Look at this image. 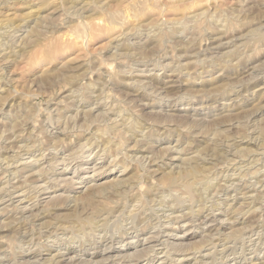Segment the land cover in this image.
I'll list each match as a JSON object with an SVG mask.
<instances>
[{
  "label": "rangeland",
  "instance_id": "1",
  "mask_svg": "<svg viewBox=\"0 0 264 264\" xmlns=\"http://www.w3.org/2000/svg\"><path fill=\"white\" fill-rule=\"evenodd\" d=\"M33 1L0 0V264H206L215 252L211 264H261L264 36L260 42L250 30L264 35V0H88L90 6L72 8L69 0ZM153 38L157 44L147 45ZM140 42L146 50L130 56L120 50ZM188 46L195 50L186 52ZM233 49L238 55L228 61L224 54ZM124 119L133 128L144 124L133 138L149 153L134 149L133 138L114 137L111 127ZM107 139L112 150L105 149ZM234 142L241 146L231 148ZM219 146L226 152L216 161ZM185 158L215 164L206 172L214 179L208 189L145 197L155 183L147 170L157 168L158 179ZM123 179L131 184L126 208L134 196L142 198L136 215H114L94 231L53 227L81 208L80 200Z\"/></svg>",
  "mask_w": 264,
  "mask_h": 264
},
{
  "label": "bare ground",
  "instance_id": "2",
  "mask_svg": "<svg viewBox=\"0 0 264 264\" xmlns=\"http://www.w3.org/2000/svg\"><path fill=\"white\" fill-rule=\"evenodd\" d=\"M24 1V0H23ZM30 1V0H29ZM32 1V0H31ZM35 1V0H34ZM33 1V2H34ZM41 1V0H40ZM89 1H95V0H89ZM26 2V1H25ZM96 2V1H95ZM27 3V2H26ZM39 3V2H38ZM37 3V4H38ZM69 3L71 4V8L72 7H78L79 5H81L82 3V5H84V6H87L88 4H90L89 2H88V0L86 1V0H69ZM92 3V2H91ZM98 4V3H97ZM95 5V4H94ZM88 6H90V5H88ZM99 6V5H98ZM86 8V7H85ZM89 9V8H88ZM82 10H84V9H82ZM87 10V9H86ZM91 10V9H90ZM79 11V10H78ZM78 13V12H77ZM80 13V12H79ZM82 14V13H81ZM80 14V15H81ZM78 15V14H77ZM81 18V17H80ZM84 18V17H83ZM78 20V19H77ZM22 26V25H21ZM256 27V26H255ZM263 28H264V26H263ZM262 28V29H263ZM220 31V30H219ZM222 31H224V30H222ZM263 31V30H262ZM250 32L251 33H256V34H254L256 37H257V40L258 41H260L261 42V40L263 39V34H261V33H259V31H256V29L254 30H250ZM259 34H258V33ZM249 33V32H248ZM217 34V33H216ZM225 34V33H224ZM219 36L221 35L222 36V34H218ZM226 35V34H225ZM227 35H229L228 33H227ZM250 35V34H249ZM141 36V35H140ZM143 36V35H142ZM149 36V35H148ZM154 36V35H153ZM157 36V35H156ZM225 37V36H224ZM226 38V37H225ZM233 38V37H232ZM240 38V37H239ZM222 38H219L218 37V39H217V41H219V40H221ZM224 39V38H223ZM244 39V38H243ZM256 39V38H255ZM140 40V39H139ZM157 38H153V39H148L147 40V45H151L152 43H156L157 44ZM215 40V39H214ZM225 40V39H224ZM253 40H254V38H253ZM256 40V41H257ZM127 41V40H126ZM216 41V40H215ZM248 41V40H247ZM247 41H246V44H247ZM250 41H251V39H250ZM249 41V42H250ZM220 42H222V41H220ZM136 43H138V42H136ZM224 43V42H223ZM223 43H221L220 44V46L219 45H217V48L218 47H221V46H223L224 44ZM230 43V42H229ZM124 44H125V42H124ZM212 44H214V41H213V43ZM234 44H235V42H234ZM195 45V44H194ZM228 45V44H227ZM242 45V44H241ZM122 46V45H121ZM133 46V45H132ZM145 45L144 44H142L141 42H140V44H138V45H136V47H134V48H132V47H121V49L120 50H122V53L125 55V56H128L130 53H132V51L133 50H146V48L147 47H144ZM216 46V45H215ZM225 46V45H224ZM223 46V47H224ZM189 47V46H188ZM145 48V49H144ZM150 48V47H149ZM153 48V47H152ZM239 48V47H238ZM241 48V47H240ZM177 49V48H176ZM182 49V48H181ZM190 51H186V52H192V51H194L195 49H194V47H189L188 48ZM187 49V50H188ZM211 49H212V47H211ZM219 49V48H218ZM221 49V48H220ZM244 49V48H243ZM151 50V49H150ZM178 50V49H177ZM213 50V49H212ZM216 50V49H215ZM242 50V49H241ZM182 51V50H181ZM233 52L232 53H230V51L229 52H227V53H225L224 54V56L226 57V59L229 61L230 59H232V58H234V57H236L238 54V52H236V50L234 51V49L232 50ZM183 52H184V50H183ZM185 52V53H186ZM211 52V51H210ZM116 53V52H115ZM114 53V54H115ZM218 53V52H217ZM121 54V53H120ZM133 54V53H132ZM132 54H130V55H132ZM187 54V53H186ZM206 54V53H205ZM208 54V53H207ZM241 54V53H240ZM239 54V55H240ZM124 55H121V56H124ZM129 55V56H130ZM178 55V54H177ZM216 55V54H215ZM120 56V57H121ZM194 56V55H193ZM131 57H133V56H131ZM130 57V58H131ZM162 57V56H161ZM165 57V56H164ZM171 57V56H170ZM179 57V56H178ZM184 57H185V55H184ZM188 57V56H187ZM197 57V56H196ZM217 57V56H216ZM220 57V56H219ZM116 58H119V57H116ZM124 58V57H123ZM242 58H243V56H242ZM5 59V58H4ZM127 59V58H126ZM162 59V58H161ZM206 59V58H205ZM221 59V58H220ZM225 59V60H226ZM226 60V61H227ZM247 60V59H246ZM250 60V59H249ZM193 61V60H192ZM206 61V60H205ZM214 61V60H213ZM217 61V60H216ZM238 61H239V59H238ZM222 62H224V61H222ZM221 62V63H222ZM231 62V61H230ZM172 63V62H171ZM188 63V62H187ZM238 63V62H237ZM170 64V63H169ZM205 64V63H204ZM244 64V63H243ZM145 65V64H144ZM162 65V64H161ZM168 65V64H167ZM172 65V64H171ZM185 65H187L186 63H185ZM190 65V64H189ZM194 65V64H193ZM200 65V64H199ZM217 65V64H216ZM239 65V64H238ZM141 66H142V64H141ZM160 66V65H159ZM188 66V65H187ZM191 66V65H190ZM224 67H225V65H224ZM166 68V67H165ZM227 68V67H226ZM162 69V68H161ZM160 69V70H161ZM177 69V68H176ZM188 69V68H187ZM146 70V69H145ZM175 70V69H174ZM208 70V69H207ZM230 70V69H229ZM144 71V70H143ZM209 71V70H208ZM224 71V70H223ZM249 71V70H248ZM254 71V70H253ZM188 72H189V70H188ZM202 72V71H201ZM210 72V71H209ZM179 73V72H178ZM177 73V74H178ZM187 73V72H186ZM224 73V72H223ZM253 73V72H252ZM144 75V74H143ZM151 75V74H150ZM158 75V74H157ZM174 75V74H173ZM189 75V74H188ZM141 76V75H140ZM175 76V75H174ZM181 76V75H180ZM223 76V75H222ZM141 78V77H140ZM189 79V78H188ZM131 81V80H130ZM253 81V80H252ZM142 83V82H141ZM140 83V84H141ZM146 83V82H145ZM133 84V83H132ZM253 84V83H252ZM142 85H143V83H142ZM244 85V84H243ZM91 86V85H90ZM250 86V85H249ZM138 88V87H137ZM167 88V87H166ZM65 89V88H64ZM153 89V88H152ZM244 89V88H243ZM263 89V88H262ZM8 91V90H7ZM146 91V90H145ZM157 92V91H156ZM60 93V92H59ZM155 93V92H154ZM61 94V93H60ZM73 94V93H72ZM100 94V93H99ZM98 94V95H99ZM140 94V93H139ZM226 95H228V94H226ZM59 96V95H58ZM90 96V95H89ZM97 96V95H96ZM179 97V96H178ZM61 98V97H60ZM68 98V97H67ZM1 99V98H0ZM57 99H58V97H57ZM51 100V99H50ZM49 100V101H50ZM55 100V99H54ZM51 101H53V100H51ZM73 101V100H72ZM87 101V100H86ZM89 101V100H88ZM138 101V100H137ZM48 102V101H47ZM49 103V102H48ZM103 103V102H102ZM60 104V103H59ZM150 105V104H149ZM151 105H152V103H151ZM14 106V105H13ZM147 106V105H146ZM73 107V106H72ZM103 107V106H102ZM115 108V107H114ZM113 109V108H112ZM111 110V109H110ZM91 111V110H90ZM114 111V110H113ZM77 112V111H76ZM102 112V111H101ZM120 112V111H119ZM118 112V113H119ZM78 113V112H77ZM98 113H100V112H98ZM113 113V112H112ZM123 113V112H122ZM76 114V113H75ZM83 114V113H82ZM104 114H105V112H104ZM93 115V114H92ZM110 115V114H109ZM77 116V115H76ZM75 116V117H76ZM123 116V115H122ZM175 116V115H174ZM74 117V118H75ZM81 117V116H80ZM94 117V116H93ZM97 117V116H96ZM78 118V117H77ZM130 118V117H129ZM102 119V118H101ZM111 119H113V118H111ZM120 119V118H119ZM127 119V118H126ZM126 119H124L123 121H122V124H120V125H118V126H113V127H111L112 129H110V130H112V134L114 135V137H117V139L119 138V140L120 139H128V138H133L135 135V133L137 134V132L139 131V129L138 128H142L143 127V125L144 124H142V123H140V122H138V127H136L138 130H136V128H133V126L131 127V126H129V125H127V121H126ZM128 120V119H127ZM133 120V119H132ZM141 120V119H140ZM130 121V120H129ZM80 122V121H79ZM89 122V121H88ZM91 122V121H90ZM111 122V121H110ZM132 122V121H131ZM137 123V122H136ZM77 124V123H76ZM132 124V123H131ZM108 125V124H107ZM117 125V124H116ZM109 126V125H108ZM121 126V127H120ZM171 126V125H170ZM174 126V125H173ZM194 126V125H193ZM74 127V126H73ZM78 127V126H77ZM81 127V126H80ZM117 127V128H116ZM119 127V128H118ZM79 128V127H78ZM82 128V127H81ZM144 128V127H143ZM153 128V127H152ZM165 129V128H164ZM30 130V129H29ZM72 130V129H71ZM84 130H85V128H84ZM180 130V129H179ZM87 131V130H86ZM151 131H153V130H151ZM156 131V130H155ZM171 131V130H170ZM81 132V131H80ZM89 132V131H88ZM149 132V131H148ZM5 133V132H4ZM87 133V132H86ZM106 133H107V131H106ZM164 133V132H163ZM182 133V132H181ZM9 134V133H8ZM12 134V133H11ZM14 134V133H13ZM105 134V133H104ZM110 134V133H109ZM178 134H179V132H178ZM187 134V133H186ZM185 134V135H186ZM155 135V134H154ZM158 135V134H157ZM2 136V135H1ZM13 136V135H12ZM103 136V135H102ZM106 136V135H105ZM128 136H130V137H128ZM140 136V135H139ZM141 136H143V135H141ZM259 136V135H258ZM17 137V136H16ZM181 137V136H180ZM186 137V136H185ZM234 137V136H233ZM260 137V136H259ZM184 138V137H183ZM111 139V138H110ZM135 141H136V144H135V146H134V149H144V148H139V146H140V143L138 142L139 140H141V139H139V140H136V138H133ZM164 139V138H163ZM193 139H195V138H193ZM219 139V138H218ZM90 140V139H89ZM88 140V141H89ZM93 140V139H92ZM104 140V139H103ZM131 140V139H130ZM220 140V139H219ZM240 140V139H239ZM242 140V139H241ZM240 140V141H241ZM246 140V139H245ZM7 141V140H6ZM16 141H18V140H16ZM88 141L86 142L87 144H89L88 143ZM91 141V140H90ZM101 141V140H100ZM99 141V142H100ZM122 141V140H121ZM128 141H129V139H128ZM186 141V140H185ZM231 141V140H230ZM92 142V141H91ZM95 142V141H94ZM104 142V141H103ZM102 142V143H103ZM112 142H113V139L112 140H109V139H107V141H105L103 144H104V146H105V149H111L112 147ZM123 142V141H122ZM189 142V141H188ZM253 142V141H252ZM7 143H8V141H7ZM85 143V144H86ZM125 143V142H124ZM215 143V142H214ZM244 143V142H243ZM1 144V143H0ZM4 144V143H3ZM110 144H112V145H110ZM115 144V143H114ZM119 144V143H118ZM190 144H192V142L190 143ZM233 144L235 145V148H239L240 146H237L236 144L237 143H232L231 144V148H233L234 146H233ZM19 145V144H18ZM55 145H56V143H55ZM82 145L83 144H81V147H82ZM134 145V144H133ZM213 145V144H212ZM211 145V146H212ZM230 145V144H229ZM260 145V144H259ZM263 145V144H262ZM13 146V145H12ZM11 146V147H12ZM21 146V145H20ZM194 146V145H193ZM233 146V147H232ZM257 146V145H256ZM3 147V146H2ZM22 147V146H21ZM20 147V148H21ZM53 147V146H52ZM55 147V146H54ZM88 147V146H87ZM117 147V146H116ZM119 147H120V145H119ZM133 147V146H132ZM8 148V147H7ZM49 148V147H48ZM82 148H84V147H82ZM81 148V149H82ZM98 148V147H97ZM100 148V147H99ZM183 148V147H182ZM214 148V147H213ZM225 148V147H224ZM260 148V147H259ZM1 149V148H0ZM22 149V148H21ZM78 149V148H77ZM86 149V148H85ZM120 149V148H119ZM131 149V148H130ZM149 149H150V147H149ZM184 149H185V147H184ZM3 150V149H2ZM56 150H57V148H56ZM89 150V149H88ZM100 150V149H99ZM112 150V149H111ZM111 150H109V151H111ZM178 150V149H177ZM188 150V149H187ZM203 150V149H202ZM228 150V149H227ZM6 151V150H5ZM102 151H103V149H102ZM120 151H122V150H120ZM137 151V150H136ZM173 151V150H172ZM175 151V150H174ZM179 151H181V150H179ZM199 151V150H198ZM206 151V150H205ZM18 152V151H17ZM22 152V151H21ZM41 152V151H40ZM45 152V151H44ZM143 152H148V150L147 149H144L143 151H142V153ZM185 152V151H184ZM225 152H226V150L225 149H221L220 148V146H219V148H217L216 147V153H215V156H216V161H219V160H222L225 156ZM240 154H250V151H248L247 149H239V151H238ZM20 153V152H19ZM134 153V152H133ZM149 153V152H148ZM175 153V152H174ZM182 153V152H181ZM204 153V152H203ZM234 153V152H233ZM16 154V153H15ZM30 154V153H29ZM99 154V153H98ZM105 154H107V153H105ZM111 154V153H110ZM117 154V153H116ZM119 154H121V153H119ZM170 154V153H169ZM17 155V154H16ZM21 155V154H20ZM74 155H75V153H74ZM124 155V154H123ZM156 155V154H155ZM187 155V154H186ZM10 156V155H9ZM75 156H78V155H75ZM116 156V155H115ZM126 156V155H125ZM129 156V155H128ZM132 156V155H131ZM136 156V155H135ZM154 156V155H153ZM195 156V155H194ZM202 156H204V155H201L200 157H202ZM235 156V155H234ZM253 156V155H252ZM102 157V156H101ZM140 157H141V155H140ZM145 158H147L146 157V155L144 156ZM192 157V156H191ZM238 157V156H237ZM14 158V157H13ZM74 158V157H73ZM137 158V157H136ZM145 158H140V159H145ZM157 158V157H156ZM179 157H177L176 159H178ZM247 158V157H246ZM63 159V158H62ZM149 159L150 160H148V161H150V164H152V165H156L157 164V160H155L154 159V157H149ZM170 159H172L171 157H170ZM174 159H175V157H174ZM175 159V160H176ZM201 159V158H200ZM210 159V158H209ZM2 160V159H1ZM35 160V159H34ZM43 160V159H42ZM64 160V159H63ZM72 160V159H71ZM147 160V159H146ZM204 160V159H203ZM252 160V159H251ZM66 161V160H65ZM73 161V160H72ZM133 161H135V160H133ZM132 161V162H133ZM171 161H173V160H171ZM183 161V164H181V167L179 168V170H177L176 169V171L173 169V170H170V171H166V172H163V176L160 178H158V179H156V176H158L159 175V173H158V175H155V174H157V172L159 171V170H157V168H152V170L151 169H149V170H147L146 171V173H145V177L147 178H152V180H153V182H155V183H153V185L152 186H154V189L153 188H150L149 190H147V191H144L145 192V197L147 196V194L148 193H152V196L153 197H156L157 195H159V196H161L160 194H164L165 192L167 193L168 192V194H169V192H171V191H175L174 189H178L179 191H182V193L183 194H185V195H188V197H192V196H194L195 195V193H196V191L197 190H199V189H197L198 187H197V185L199 186V185H201V187H205V188H207L208 189V187H210V184L212 183L211 182V180H214V179H211V177H210V175L208 174V175H206V172H208V170L209 169H212L213 170V168L215 167H213L212 165H215V164H212V163H206V162H199V161H201V160H198V159H194V158H192V159H187V158H185L184 160H182ZM243 161V160H242ZM2 162V161H1ZM5 162V161H4ZM51 162V161H50ZM63 162V161H62ZM132 162H131V164H132ZM136 162V161H135ZM139 162V161H138ZM208 162H209V160H208ZM215 162V161H214ZM33 163V162H32ZM37 163H38V161H37ZM61 163V162H60ZM115 163V162H114ZM182 163V162H181ZM216 163V162H215ZM52 164V163H51ZM122 164V163H121ZM142 164V163H141ZM149 164V165H150ZM173 164V163H172ZM212 164V165H211ZM241 164V163H240ZM127 165V164H126ZM143 165V164H142ZM174 165H176V167L178 166L176 163L174 164ZM208 165V166H207ZM209 165H211V167H213V168H210V166ZM9 166V165H8ZM161 166V165H160ZM217 166V165H216ZM230 166V165H229ZM240 166V165H239ZM156 167H157V165H156ZM231 167V166H230ZM241 167V166H240ZM8 168V167H7ZM125 168V167H124ZM223 168V167H222ZM24 169V168H23ZM126 169H128L127 167H126ZM143 169V168H142ZM158 169H162V168H158ZM39 170H41V169H39ZM211 170V171H212ZM215 170V169H214ZM236 170H238V169H236ZM235 170V171H236ZM16 171V170H15ZM22 171V170H21ZM29 171V170H28ZM123 171V170H122ZM127 171V170H126ZM145 171V170H144ZM223 171V170H222ZM17 172V171H16ZM19 172V171H18ZM25 172H27L26 170H25ZM39 172H41V171H39ZM44 172V171H43ZM59 172V171H58ZM82 172V171H81ZM161 172V171H160ZM6 173V172H5ZM42 173V172H41ZM47 173V172H46ZM127 173V172H126ZM211 173V172H210ZM214 173V172H213ZM7 174V173H6ZM13 174V173H12ZM21 174V173H20ZM31 174H33V173H31ZM124 174V173H123ZM138 174V173H137ZM37 175V174H36ZM42 175V174H41ZM46 175V174H45ZM44 175V176H45ZM240 175V174H239ZM249 175V174H248ZM258 175V174H257ZM24 176V175H23ZM49 176V175H48ZM54 176V175H53ZM17 177V176H16ZM27 177V176H26ZM129 177V176H128ZM132 177H134V175L132 176ZM132 177L131 178H129V179H132ZM258 177V176H257ZM18 178H20V177H18ZM238 178V177H237ZM262 178V177H261ZM1 179H2V177H1ZM41 179V178H40ZM128 179V180H129ZM134 179V178H133ZM132 179V180H133ZM159 179H161L160 180V182H159ZM211 179V180H210ZM226 179V178H225ZM256 179V178H255ZM124 180V179H123ZM123 180H118V181H115V182H113V184H109L110 186H108V187H101V189L96 193H93V194H91V195H89V196H87V197H85V199L84 198H81V199H84V201L83 200H80V203H81V201L83 202V205L81 204V208H79L78 210H72L73 212L72 213H69V214H67V215H65V216H63V217H58L56 220L58 221V222H54V224H52L53 225V227L54 226H56V228H57V230H60V229H62V230H66V231H71V232H74V233H76L75 232V230L76 231H88V230H90V231H94V229H96V228H98L99 227V224H100V222H101V224L102 225H104L105 223L107 224V222H108V220H109V218L110 217H112V216H114V215H122L123 214V216H124V214H128V217L130 218V217H133L134 215H136V213H137V211L139 210L138 208H136L137 206L136 205H134V204H136V203H138L139 204V202L140 201H142V198L141 197H139L140 195H136V196H134V198H133V200L131 201L132 202V204L128 207V208H126V206L123 204V202H127V201H124L125 199H127L130 195H128V191L131 189V184H128V181H123ZM144 180H147L148 181V179H144ZM156 180H157V182H156ZM228 180H229V178H228ZM24 181H25V179H24ZM60 181H63V180H60ZM114 181V180H113ZM151 181V180H150ZM150 181H148V182H150ZM230 181V180H229ZM232 181V180H231ZM6 182H8V181H6ZM27 182V181H26ZM75 182V181H74ZM144 181L143 180H141L140 182L138 181V183H143ZM238 182V181H237ZM3 183V182H2ZM130 183V182H129ZM137 183V182H136ZM151 183H152V181H151ZM256 183V182H255ZM24 184V183H23ZM41 184V183H40ZM128 184V185H127ZM239 184V183H238ZM259 184V183H258ZM261 184V183H260ZM35 185V184H34ZM71 185V184H70ZM74 185V184H73ZM226 185V184H225ZM245 185V184H244ZM5 186V185H4ZM7 186V185H6ZM43 186H44V184H43ZM67 186V185H66ZM247 186V185H246ZM251 186H253V185H251ZM36 187H38L37 185H36ZM40 187H42V186H40ZM46 187V186H45ZM44 187V188H45ZM64 187V186H63ZM150 187V186H149ZM217 187V186H216ZM249 187V186H248ZM35 188V187H34ZM67 188V187H66ZM132 188H134L133 186H132ZM246 188V187H245ZM9 189V188H8ZM47 189V188H46ZM252 189V188H251ZM257 189V188H256ZM264 189V188H263ZM85 190V189H84ZM143 190V189H142ZM222 190V189H221ZM137 191V190H136ZM199 191H202V190H199ZM225 191V190H224ZM29 192V191H28ZM32 192V191H31ZM44 192V191H43ZM84 192V191H83ZM132 192V191H131ZM178 192V191H177ZM237 192V191H236ZM247 192V191H246ZM258 192V191H257ZM45 193V192H44ZM175 193V192H174ZM180 193V192H179ZM181 193V194H182ZM244 193H245V190H244ZM243 193V194H244ZM259 193V192H258ZM34 194V193H33ZM42 194V193H41ZM138 194H139V192H138ZM182 194V195H183ZM205 194V193H204ZM209 194V193H208ZM247 194H250V191L247 193ZM247 194H244L245 195V197H246V199H248V200H252V202H256L258 199H259V194H258V196H247ZM253 194V193H252ZM12 195V194H11ZM19 195V194H18ZM40 195V194H39ZM82 195V194H81ZM99 195H100V197H103V198H109V199H111L112 200V198H114V199H117L118 201L117 202H115L114 203V206H106L105 204L104 205H100V204H98V201L96 200L97 199V197H99ZM133 195V194H132ZM166 195V194H165ZM165 195H163V197L165 196ZM203 195V194H202ZM13 196V195H12ZM78 196V195H77ZM169 197H171V193H170V195H169ZM69 198V197H68ZM72 198V197H71ZM131 198V199H132ZM173 198V197H172ZM179 198V197H178ZM181 198V197H180ZM187 198V197H186ZM198 198V197H197ZM64 199V198H63ZM73 199V198H72ZM76 199V197L74 198V200ZM158 199V198H157ZM161 199V198H160ZM159 199V200H160ZM165 199V198H164ZM24 200V199H23ZM74 200H73V202H74ZM77 200V199H76ZM75 200V203L74 204H76L78 201H76ZM151 200V199H150ZM154 200V199H153ZM152 200V201H153ZM168 200V199H167ZM174 200V199H173ZM184 200V199H183ZM193 200V199H192ZM202 200V199H201ZM48 201H49V199H48ZM103 201H104V199H103ZM128 201H129V198H128ZM161 201V200H160ZM160 201H158L157 200V202H160ZM164 201V200H163ZM194 201H195V199H194ZM193 201V202H194ZM209 201V200H208ZM214 201V200H213ZM25 202V201H24ZM54 202V201H53ZM57 202V201H56ZM73 202H71V203H73ZM105 202V201H104ZM153 202H156V201H153ZM162 202V201H161ZM180 202V201H179ZM20 203V202H19ZM67 203H68V201H67ZM80 203H79V205H80ZM110 203H112V202H110ZM195 203V202H194ZM217 203V202H216ZM243 203V202H242ZM3 204V203H2ZM48 204H50V203H48ZM66 204V203H65ZM147 204V203H146ZM156 204H159V203H156ZM202 204V203H201ZM200 204V205H201ZM56 204L54 203V205L53 206H55ZM68 205V204H67ZM70 205V204H69ZM154 205V204H153ZM160 205H161V203H160ZM167 205V204H166ZM165 205V206H166ZM176 205V204H175ZM193 205V204H192ZM205 205H207V204H205ZM209 205V204H208ZM27 206V205H26ZM62 206V205H61ZM66 206V205H65ZM148 206V205H147ZM163 206V205H162ZM210 206V205H209ZM24 207V206H23ZM29 207V206H28ZM50 207V206H49ZM80 207V206H79ZM152 207V206H151ZM203 207V206H202ZM215 207V206H214ZM26 208V207H25ZM38 208V207H37ZM52 208V207H51ZM54 208V207H53ZM67 208V207H66ZM68 208H69V206H68ZM129 208H133L132 210L131 209H129ZM170 208V207H169ZM199 208V207H198ZM47 209V208H46ZM56 209V208H55ZM58 209H60V208H58ZM71 209H73V207L72 208H70L69 210H71ZM75 209V208H74ZM138 209V210H137ZM24 210V209H23ZM44 210H45V208H44ZM201 210V209H200ZM20 211V210H19ZM27 211V210H26ZM140 211V210H139ZM167 211V210H166ZM47 212V211H46ZM70 212V211H69ZM251 212V211H250ZM254 212V211H253ZM157 213V212H156ZM245 213V212H244ZM257 213V212H256ZM25 214V213H24ZM57 214V213H56ZM55 214V215H56ZM153 214V213H152ZM191 214V213H190ZM48 215V214H47ZM60 215V214H59ZM147 215V214H146ZM194 215V214H193ZM32 216H33V214H32ZM40 216V215H39ZM56 216H58V215H56ZM214 216V215H213ZM249 216V215H248ZM251 216V215H250ZM116 217H119V216H116ZM121 217V216H120ZM180 217V216H179ZM178 217V218H179ZM182 217V216H181ZM180 217V218H181ZM184 217V216H183ZM239 217V216H238ZM237 217V218H238ZM34 218H35V215H34ZM39 218V217H38ZM43 218V217H42ZM55 218V217H54ZM171 218V217H170ZM198 218V217H197ZM132 219V218H131ZM148 219V218H147ZM207 219V218H206ZM30 220V219H29ZM38 220V219H37ZM125 220V219H124ZM153 220H155L154 218H153ZM198 220V219H197ZM59 221H68V222H71V224L70 225H66L65 226V224H64V226L62 225V224H59L60 222ZM113 221V220H112ZM145 221V220H144ZM16 222V221H15ZM46 222H48V221H46ZM51 222V221H50ZM110 222V221H109ZM108 222V223H109ZM131 222H132V220H131ZM36 223V222H35ZM170 223V222H169ZM10 224V223H9ZM43 224H45V223H43ZM47 224H49V222L47 223ZM46 224V225H47ZM114 224V223H113ZM221 224H222V221H221ZM236 224V223H235ZM51 225V224H50ZM50 225H49V227H50ZM208 225V224H207ZM16 226V225H15ZM116 226H118V224H116ZM256 226V225H255ZM34 228V227H33ZM46 228H47V226H46ZM51 228V227H50ZM103 228V227H102ZM101 228V229H102ZM115 228V227H114ZM122 228V227H121ZM166 228V227H165ZM9 229V228H8ZM53 229V228H52ZM244 229V228H243ZM4 230V229H3ZM29 230V229H28ZM40 230V229H39ZM5 231V230H4ZM48 231V230H47ZM55 231V230H54ZM61 231V230H60ZM210 231H211V229H210ZM251 231V230H250ZM255 231V230H254ZM17 232V231H16ZM21 232V231H20ZM27 232V231H26ZM40 232V231H39ZM98 232V231H97ZM96 232V233H97ZM114 232V231H113ZM213 232V231H212ZM248 232V231H247ZM22 233V232H21ZM77 233H79V232H77ZM82 233V232H81ZM84 233V232H83ZM153 233V232H152ZM30 234V233H29ZM26 235V234H25ZM79 235H80V233H79ZM89 235V234H88ZM97 235V234H96ZM113 235V234H112ZM219 235V234H218ZM90 236H91V234H90ZM110 236V235H109ZM229 236V235H228ZM237 236H238V234H237ZM236 236V237H237ZM35 237V236H34ZM101 237V236H100ZM114 237V236H113ZM112 237V238H113ZM122 237V236H121ZM124 237V236H123ZM239 237V236H238ZM237 237V238H238ZM252 237V236H251ZM81 238V237H80ZM94 238V237H93ZM111 238V239H112ZM154 238V237H153ZM249 238V237H248ZM30 239V238H29ZM66 239H68V238H66ZM65 239V240H66ZM73 239H76V238H73ZM83 239H85L86 240V238H83ZM211 239H214V238H211ZM243 239V238H242ZM82 240V239H81ZM113 240V239H112ZM219 240V239H218ZM38 241V240H37ZM68 241V240H67ZM105 241H106V239H105ZM20 242V241H19ZM28 242H31V241H28ZM41 242V241H40ZM80 242V241H79ZM100 242V241H99ZM115 242V241H114ZM244 242V241H243ZM260 242V241H259ZM21 243V242H20ZM38 243H39V241H38ZM131 243V242H130ZM147 243V242H146ZM24 244H25V241H24ZM56 244V243H55ZM66 244V243H65ZM116 244V243H115ZM246 244V243H245ZM260 244V243H259ZM264 244V243H263ZM27 245V244H26ZM164 245V244H163ZM255 245V244H254ZM112 246V245H111ZM223 246H225V244L223 245ZM234 246V245H233ZM44 247V246H43ZM59 247V246H58ZM68 247V246H67ZM226 247V246H225ZM249 247V246H248ZM31 248V247H30ZM36 248H37V246H36ZM41 248V247H40ZM153 248V247H152ZM151 248V249H152ZM243 248V247H242ZM46 249H47V247H46ZM227 249V248H226ZM245 250V249H244ZM229 251V250H228ZM59 252V251H58ZM95 252V251H94ZM74 253V252H73ZM28 254H29V252H28ZM56 254V253H55ZM209 254V253H208ZM215 254H216V256H217V253L215 252ZM214 254V255H215ZM241 254V253H240ZM255 254H256V252H255ZM31 255V254H30ZM125 255V254H124ZM143 255V254H142ZM211 255V254H210ZM212 256V257H210L209 258V261L211 260L213 263H215L216 261H217V258H216V256ZM221 255V254H220ZM243 255V254H242ZM39 256V255H38ZM57 256V255H56ZM111 256V255H110ZM109 256V257H110ZM171 256V255H170ZM246 256V255H245ZM58 257H60V256H58ZM62 257V256H61ZM106 257V256H105ZM142 257V256H141ZM204 257H206V254H205V256ZM64 258V257H63ZM111 258V257H110ZM109 258V259H110ZM143 258V257H142ZM203 258V257H202ZM235 258V257H234ZM246 258V257H245ZM77 259V258H76ZM103 259V258H102ZM107 259H108V257H107ZM113 259H114V256H113ZM207 259V258H206ZM36 260V259H35ZM51 260V259H50ZM49 260V261H50ZM112 260V259H111ZM246 260V259H245ZM7 261V260H6ZM56 261V260H55ZM62 261H63V259H62ZM85 261V260H84ZM109 260H106V262H108ZM198 261V260H197ZM207 261V260H206ZM206 262V264H211L210 262ZM237 261V260H236ZM73 262V261H72ZM88 262V261H87ZM194 262V261H193ZM202 262V261H201ZM238 262V261H237ZM237 262H235L236 264H240V262L241 261H239L238 263ZM243 262V261H242ZM248 262V261H247ZM264 264V261L263 262H261V264ZM107 264V263H106ZM108 264H110V262H108ZM199 264V263H198ZM205 264V263H204ZM244 264V263H243ZM247 264V263H246ZM254 264V263H253Z\"/></svg>",
  "mask_w": 264,
  "mask_h": 264
}]
</instances>
